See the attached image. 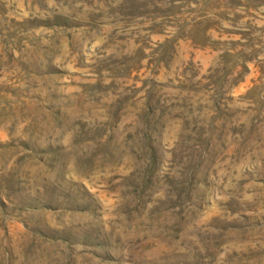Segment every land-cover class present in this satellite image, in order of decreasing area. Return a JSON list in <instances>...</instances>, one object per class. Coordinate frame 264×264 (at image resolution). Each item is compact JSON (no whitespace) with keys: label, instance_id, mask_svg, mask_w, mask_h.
Wrapping results in <instances>:
<instances>
[{"label":"rangeland","instance_id":"rangeland-1","mask_svg":"<svg viewBox=\"0 0 264 264\" xmlns=\"http://www.w3.org/2000/svg\"><path fill=\"white\" fill-rule=\"evenodd\" d=\"M0 264H264V0H0Z\"/></svg>","mask_w":264,"mask_h":264}]
</instances>
